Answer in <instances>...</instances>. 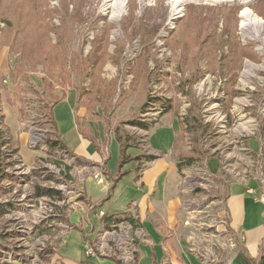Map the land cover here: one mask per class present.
<instances>
[{
  "label": "rangeland",
  "instance_id": "obj_1",
  "mask_svg": "<svg viewBox=\"0 0 264 264\" xmlns=\"http://www.w3.org/2000/svg\"><path fill=\"white\" fill-rule=\"evenodd\" d=\"M114 2L0 0V155L12 178L0 182L5 190H0V205L12 206L0 216V264H60L56 247L83 221L91 234L88 248L102 238L100 227L104 233L122 224L118 236L104 240L122 242L121 228L130 223L106 226L100 221L99 212L107 215L101 204L87 199L85 183L93 198H106L105 163L95 166L69 151L65 158L64 150L49 149L53 129L47 115L62 93L76 94V111L84 109L85 115L76 117L83 133L103 147L115 134L121 136L136 155L129 156L138 157L140 171L149 167L143 158L156 157L149 129L131 122L152 126L166 111L176 118L181 133L173 185H178L184 218L193 222L189 248L194 252L212 248L217 255L221 240L215 229L230 182L254 178L264 198V35L261 43L239 29L244 8L264 22V0H124L118 19ZM49 28L60 29L61 42ZM41 31L47 43L37 40ZM100 82L109 97L101 95L105 90L97 97L85 94ZM69 129L64 127L62 139L73 149L79 143ZM75 152L96 155L92 145ZM61 167L69 171L63 174ZM95 173L102 175L96 180ZM132 173L125 179L130 188ZM37 187L58 192L60 199L35 198ZM137 229L145 238L135 236V263L139 244L146 242L145 230Z\"/></svg>",
  "mask_w": 264,
  "mask_h": 264
},
{
  "label": "crops",
  "instance_id": "obj_2",
  "mask_svg": "<svg viewBox=\"0 0 264 264\" xmlns=\"http://www.w3.org/2000/svg\"><path fill=\"white\" fill-rule=\"evenodd\" d=\"M77 96L66 93L65 98L53 107V117L56 131L67 150L77 154L87 164L100 166L105 163L107 173L104 174L103 185H106L108 200L95 199L83 185L87 199L92 204H101V209L107 215L117 216L126 214L146 232V242L139 244L135 264H207L189 248L193 222L184 218L181 200L178 195L176 182L177 166L174 160L176 140L181 133V127L171 113H164L148 130V142L154 155L149 167L138 170V161H130L121 171L125 174L114 183L119 146L115 137L110 138L106 146L104 142H95L92 138H85L79 134L76 117L85 115L84 109L76 111ZM64 127L74 130L79 145L71 149L62 139ZM97 138V137H96ZM115 144L116 160L113 168L109 167L110 147ZM96 149V155L76 153L80 147L88 151L90 146ZM107 149V150H106ZM130 148L127 153L131 156ZM83 154V155H81ZM76 156V155H75ZM130 164L131 167H127ZM133 172V187L125 184L126 175ZM102 175V174H101ZM88 176V175H87ZM90 176V174H89ZM98 179V178H97ZM96 179V180H97ZM113 185V189L110 187ZM106 194V195H107ZM221 203L220 218L225 224L218 223L215 231L219 233L221 247L214 264H264V198L261 188L254 178H237L230 182L224 192ZM79 218L72 222L79 224ZM83 227L67 232L56 247L55 259L60 264H119L116 261L97 255H86L88 248L84 237L90 240L89 227L83 221ZM217 237L216 235L207 236ZM20 264V263H19Z\"/></svg>",
  "mask_w": 264,
  "mask_h": 264
},
{
  "label": "trees",
  "instance_id": "obj_3",
  "mask_svg": "<svg viewBox=\"0 0 264 264\" xmlns=\"http://www.w3.org/2000/svg\"><path fill=\"white\" fill-rule=\"evenodd\" d=\"M80 19L81 18H78V20H80ZM63 21L65 22L66 20H63ZM49 31H54L56 33V35H57V39L61 42V38H60V34H59L60 33V29L56 30L55 28L54 29L53 28H49ZM40 34L41 35L38 36L37 40H41V39L44 38L45 42L47 43L48 42V38L46 37L47 34H45L43 31H41ZM205 37H206V35L204 36V38ZM98 41L99 40L96 39V37H95L93 42H92L94 44V46H96L97 43H99ZM199 41H201L200 38H199ZM38 42H40V41H38ZM167 42H168V40H167ZM34 43H36V41H34ZM102 44L106 45L107 42L104 41V42H102ZM49 46H51L52 48H56V47L60 48L61 44L55 45V44L51 43V44H49ZM94 46H93V50H94ZM28 49L27 50L30 51V47ZM24 50H25V48H24ZM59 57H60V55L58 54V60L59 61H64L65 60L64 56H62V59L61 58L59 59ZM54 59L55 58L53 57V60ZM91 86H92V92L90 94L89 93H85L88 96H94V97L96 96L97 97L99 95V93L101 92V90H105L104 88L102 89L101 82L100 83H94ZM52 90L53 89L51 87L50 91H49V96H52V94H51ZM105 91L106 92L104 94H101V95H104L105 98H107V97H109L110 93L107 90H105ZM183 92H184V88H183ZM64 98H65V94L64 93H62V95L60 97H55L54 98L55 101L53 102V104L51 105V108L49 109V113L47 115V122L46 123H48L51 126V128L53 129V137L48 140L49 149L50 150H54V149L58 150L59 149V150H64V152H66L68 150H67L65 144L60 139L59 135L57 134L56 123H55V120H54V117H53V112H52L53 107L56 104H58L60 101H62ZM157 101H159V100H156V102ZM166 112H169V111H166ZM77 122H78V120L76 118V125H77V130H78L79 134L82 135V137L87 138L85 133H83L82 129H80L79 124ZM131 123L133 125H137L140 129H144L146 131L149 129L148 125L140 124V123H137L135 121H133ZM1 138H2V135H1V132H0V151H1V146L4 145L2 143ZM115 139H116V141L118 143V146H119V155H118V159H117L116 177L114 178V183H116L118 181V179H120L125 174V172L121 171V170L127 163H129L130 161H132L134 159L138 160V157L129 156V154L127 153V150L130 147V145L125 144V142L123 141L121 136L115 134ZM6 143L7 142H5V144ZM4 159L5 158L0 155V182H5V181H11L12 180V178L9 175L5 174V171H4L5 168L4 167L7 165V163L5 162L6 159L5 160ZM153 159H154V157H151V156H147L146 157V161H148V162L152 161ZM66 171H69L68 167H65V172ZM112 189H113V185L110 187V190H112ZM0 190L2 192L5 191L3 188H0ZM34 197L35 198L48 197V198H53V199H60L59 195H58V192H56V191H54L52 189H44V188H38V187L34 191ZM108 197H109V194L106 195L105 199H108ZM7 206H8V208L12 207L11 204H7V205H4V206L0 205V216L3 215L7 211ZM100 221L105 223L106 226H108V224H110V222L111 223H114V222L117 223L119 221H128L130 223H133V225L135 227L139 226L134 219H132L131 217L126 216V214H119L117 216L103 214V216L100 218ZM43 229L45 230V228H43ZM39 234H43V233H41V230H40ZM85 241L87 242L88 245H92V243H91L92 241H90L89 239L86 238ZM51 254L52 253H50V254L48 253V255H51ZM110 259H112V260L116 261L117 263H119L114 257H110Z\"/></svg>",
  "mask_w": 264,
  "mask_h": 264
},
{
  "label": "built area",
  "instance_id": "obj_4",
  "mask_svg": "<svg viewBox=\"0 0 264 264\" xmlns=\"http://www.w3.org/2000/svg\"><path fill=\"white\" fill-rule=\"evenodd\" d=\"M59 150V149H58ZM69 153V152H67ZM142 160H146V158H143ZM65 168V167H64ZM63 167H61V170L63 174H65V170ZM101 174L95 173L93 174V178L97 179ZM104 213L99 212V216L101 217ZM223 224H225L224 219L221 220ZM120 225L118 224L116 226V229L109 231L107 234H105L104 240L108 239V236L114 237L117 235V228H120ZM111 229V228H110ZM123 231L122 238L120 237V240L122 242H116L113 238L114 245H107L105 244L104 240H100L99 243L95 245V247H89L86 249L85 254L86 255H97L100 257H114L120 264H135V254L137 252V242H135V236L138 237L136 239L143 240L142 236L144 235L142 232H140L137 227L131 226L130 223H127ZM141 235V236H140ZM140 236V237H139ZM145 238V235L143 236ZM146 240V239H145ZM198 255L202 258L203 261H205L207 264H214L217 262V258L212 251V248L206 249L201 248L198 250Z\"/></svg>",
  "mask_w": 264,
  "mask_h": 264
},
{
  "label": "bare ground",
  "instance_id": "obj_5",
  "mask_svg": "<svg viewBox=\"0 0 264 264\" xmlns=\"http://www.w3.org/2000/svg\"><path fill=\"white\" fill-rule=\"evenodd\" d=\"M105 5H107V1H106ZM123 6H124V0H115V2H114V17L116 19H118L120 17V11L119 10H121ZM173 7L176 8L177 4L176 3L173 4ZM175 11H176V9H175ZM175 13H178V11ZM239 22H240L239 29L243 32V34H245L246 36H248L250 39H252L254 41L261 42V43L263 42L264 22L258 16H256L250 9L244 8L242 10V12L240 13V21ZM61 153L64 154L65 158L68 156V153H66L64 151H62ZM73 160H74V158L69 157V162H72ZM101 228L102 227H100V234H102V238L100 240H104L105 234H107L108 231L103 233V230L101 231ZM97 239H98V235H97Z\"/></svg>",
  "mask_w": 264,
  "mask_h": 264
}]
</instances>
